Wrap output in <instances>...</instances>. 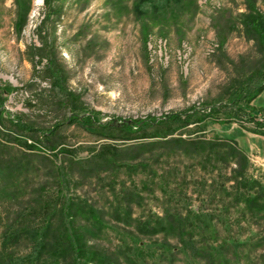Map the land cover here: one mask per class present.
I'll return each instance as SVG.
<instances>
[{"label":"rangeland","instance_id":"1","mask_svg":"<svg viewBox=\"0 0 264 264\" xmlns=\"http://www.w3.org/2000/svg\"><path fill=\"white\" fill-rule=\"evenodd\" d=\"M44 1L36 6L35 0H0V88L12 90L6 110L49 134L39 144L42 134L26 135L6 116L0 119L4 156L28 166L21 191L11 200L0 199V264L32 255V241L25 235L9 241L10 231L20 230L23 215L31 224H42L33 217L35 208L42 207L38 199L57 197L60 179L69 172L75 180L66 182L64 194L105 213L104 234L89 238L90 246L111 257L120 255L123 264L130 255L136 264H206L180 253L175 238L137 231L139 220L153 223L167 211L185 214L198 231L208 229V245L221 247L228 264H264V216L239 202L240 187L232 181L237 163L216 166L157 150L133 162L150 168L122 171L117 177H85L69 166L71 157L82 162L104 144L129 148L153 141L106 140V132L95 126L70 124L73 101L102 125L161 121L192 111L209 114L229 103L264 72V0H185L171 17L155 15L150 7L140 15L137 0H58L50 9ZM55 75L64 78V92L55 87ZM250 107L260 110L264 120V92ZM227 117L223 112L174 137L236 144L247 159L245 180L256 183L251 196H264V136L250 123L227 122ZM18 141L36 143L37 149ZM135 186L143 201L131 207L129 224L119 222L114 217L121 208L116 197L135 191Z\"/></svg>","mask_w":264,"mask_h":264},{"label":"trees","instance_id":"2","mask_svg":"<svg viewBox=\"0 0 264 264\" xmlns=\"http://www.w3.org/2000/svg\"><path fill=\"white\" fill-rule=\"evenodd\" d=\"M55 1L58 0H45L44 2L46 7L50 9ZM182 4H185V0H137L135 10L138 14L144 16L146 13L143 10L150 7V11L155 15L158 14L162 17L169 15L171 17L175 13L176 6ZM262 26H264L263 23ZM51 74H55V72L52 71ZM54 79L55 87L64 92L65 88L62 84L64 78L55 75ZM11 92L10 89L3 90L0 88V119H4V116H6L5 119L13 128L26 135L37 137V134H42V136L37 137V143L39 144L43 143L42 138L48 140L49 134L45 135L41 131H35L23 119L12 116L6 110V102ZM263 92L264 72L246 83L239 92L234 94L229 103L213 107L209 114L201 115L198 111H192L173 114L161 121H127L118 124L106 123L104 125L100 124L94 114L86 112L81 104L72 100L73 102L70 104L72 114L69 120L70 124L83 123L95 126L102 132H106L107 135H104L106 140L139 142L151 139L153 141L140 144L139 147L129 148H121L111 143L104 144L96 154L82 160V162L71 157L69 166L73 169L78 168L81 175L85 177L101 178L108 174L117 177L122 171L132 174L150 168L145 162L139 164L133 162L157 150L165 152L167 157L179 153L197 160V162L206 161L216 164V166L229 167L237 163L238 169L234 170L232 181L240 187L239 202L244 205L246 210L264 216V200H262L264 196H251L250 192L256 183L245 180L247 159L236 144L223 141H187L183 138L174 137L177 131L187 129L192 125L206 123L208 119H215L214 117L223 112L229 115L227 122H231V120L236 122L245 121L254 126L255 133L264 136V120L259 119L260 110L250 107V104ZM154 126H165V128L163 130L156 129L154 133L145 135L144 132ZM109 132L117 133V135H108ZM50 134L54 136L53 132ZM33 140L35 141V138ZM18 142H21L30 150L37 149L36 143L29 145L26 141ZM56 149L57 147H52V150ZM6 152V144L0 141V199L7 198L11 200L21 191L22 180L25 179L23 173L27 172L28 166L21 160L4 156ZM62 152L68 153L70 151L62 149ZM65 174H62L65 175V177H62L64 181L60 179L59 187L62 191H58L57 197H51L45 201L38 199L41 200L42 203H39L42 207L35 208L38 211L33 217H39L38 220L42 221V224H31L23 215L21 217L22 225L19 226L20 223L18 224L20 230L17 232L15 230L10 231L12 238L8 237L9 241L14 239L23 240L25 235L35 246L30 257H23L16 260V263L14 260L12 264H123V258L120 255L111 257L104 251L90 246L89 238H98L104 234L103 231L107 226L105 213L96 209L84 199L66 196L65 191H63L65 186V189H68L66 182L70 183L75 179H73L71 172ZM152 175H154L153 172ZM65 178H68V180L65 181ZM143 187L147 188L146 183ZM134 188L135 191H125L122 196L116 197L118 202H121V208L118 207L114 212V217L119 222L129 224V220L132 219L131 207L140 205L143 201L141 193L137 191L138 188L136 186ZM123 204H125L124 207ZM188 218L181 212L167 211L163 218L158 217L153 223L140 222L141 220H139L136 225L137 231L146 236L162 234L166 238H175L180 243L181 249L178 250L180 253L205 261L206 264H228L225 251H222L221 247H217V244L208 245V229L196 230V227L189 225L190 220ZM79 222L83 225H80ZM170 253L172 256L178 254L176 251ZM130 256L124 258L125 264H136V260H132Z\"/></svg>","mask_w":264,"mask_h":264},{"label":"bare ground","instance_id":"3","mask_svg":"<svg viewBox=\"0 0 264 264\" xmlns=\"http://www.w3.org/2000/svg\"><path fill=\"white\" fill-rule=\"evenodd\" d=\"M43 3V0H35L36 6H40Z\"/></svg>","mask_w":264,"mask_h":264},{"label":"built area","instance_id":"4","mask_svg":"<svg viewBox=\"0 0 264 264\" xmlns=\"http://www.w3.org/2000/svg\"><path fill=\"white\" fill-rule=\"evenodd\" d=\"M186 49V48H185Z\"/></svg>","mask_w":264,"mask_h":264}]
</instances>
